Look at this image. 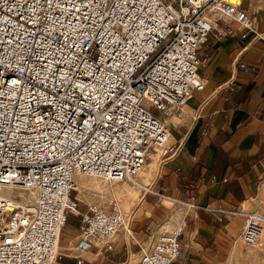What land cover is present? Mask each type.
Instances as JSON below:
<instances>
[{
	"label": "built area",
	"instance_id": "1",
	"mask_svg": "<svg viewBox=\"0 0 264 264\" xmlns=\"http://www.w3.org/2000/svg\"><path fill=\"white\" fill-rule=\"evenodd\" d=\"M242 1L0 0V264L67 254L70 214L68 249H114L126 211L117 198L82 210L74 175L134 179L151 149L175 153L165 117L204 87L200 50L216 16L253 28ZM32 189L34 200L19 192ZM244 217L238 239L264 249V212ZM145 232L134 264L182 256L183 223Z\"/></svg>",
	"mask_w": 264,
	"mask_h": 264
},
{
	"label": "crops",
	"instance_id": "2",
	"mask_svg": "<svg viewBox=\"0 0 264 264\" xmlns=\"http://www.w3.org/2000/svg\"><path fill=\"white\" fill-rule=\"evenodd\" d=\"M241 5L253 28L216 16L200 50L205 85L181 113L166 117L176 151L161 158L133 209L131 232L121 229L99 264H134L147 226L179 223L183 254L172 264H222L234 237L229 225L249 211L264 212V0Z\"/></svg>",
	"mask_w": 264,
	"mask_h": 264
},
{
	"label": "rangeland",
	"instance_id": "3",
	"mask_svg": "<svg viewBox=\"0 0 264 264\" xmlns=\"http://www.w3.org/2000/svg\"><path fill=\"white\" fill-rule=\"evenodd\" d=\"M166 119V117H165ZM177 119V118H176ZM168 126H170L169 119H166ZM170 128V127H169ZM171 136L167 143H171ZM166 154H161V148L151 149L148 153L144 167L135 175L134 179L123 180H107L102 176L92 175L88 173H80L75 177L77 189L73 190V195L79 198L81 209H85L88 203H108L112 198H117L123 210L127 213L125 230L130 231V220L133 217V209L137 206L143 193L149 190L151 181L156 175V170L161 161V158ZM24 191V190H21ZM25 194L28 195V192ZM24 196V195H22ZM25 197V196H24ZM254 206V205H253ZM252 206V207H253ZM250 206H245L249 209ZM245 217L240 222H232L229 225L230 232L234 235L230 239V253L228 259L222 264H264L262 255L264 249H253L246 247L239 239V233L244 223ZM72 225H79V216L70 214L69 219L63 229L60 238V249L67 254L59 257L53 264H99L101 256L93 252H83L76 249H68L66 246L75 243L74 236L70 233ZM161 228L169 229L167 225L161 224ZM82 254L80 257L83 259L81 263L78 257L74 254Z\"/></svg>",
	"mask_w": 264,
	"mask_h": 264
},
{
	"label": "bare ground",
	"instance_id": "4",
	"mask_svg": "<svg viewBox=\"0 0 264 264\" xmlns=\"http://www.w3.org/2000/svg\"><path fill=\"white\" fill-rule=\"evenodd\" d=\"M77 174H80V173H77ZM77 174H75L74 175V181H75V177L76 176H78ZM75 183H76V181H75ZM78 186H77V184H76V188H77ZM19 192H20V194L21 195H24L23 197L25 198V199H31V200H34L35 199V195H36V193H35V190L34 189H32V190H30V191H21V190H19ZM26 192H28V195L27 194H25ZM126 225H127V227H128V222H126ZM126 228V227H125ZM262 258H264V257H262ZM55 262V260H53L50 264H53Z\"/></svg>",
	"mask_w": 264,
	"mask_h": 264
}]
</instances>
